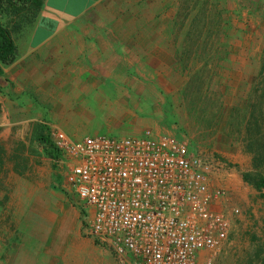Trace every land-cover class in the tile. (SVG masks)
<instances>
[{"label":"rangeland","instance_id":"rangeland-1","mask_svg":"<svg viewBox=\"0 0 264 264\" xmlns=\"http://www.w3.org/2000/svg\"><path fill=\"white\" fill-rule=\"evenodd\" d=\"M181 3L187 26L176 31L186 39L182 47L203 60H195L188 71L178 65L170 77L169 89L161 93L167 118L161 128L186 141L194 153L221 163L224 171L212 185L225 187L228 208L241 211L221 250L203 254L198 264H264V190L246 181L251 174L264 176V164L256 161L257 152L264 150V114L255 115L257 129L249 113L250 106L262 105L264 111L263 93H254L264 56V0ZM1 19L4 25L11 22L9 16ZM194 30L199 33L191 37H198L199 44L188 39ZM223 57L221 70L216 65ZM206 61L212 69H205ZM103 120L97 117L65 132L76 141L134 136L125 129H108ZM40 125L50 136L45 123L28 125L21 140L0 136V264H119L88 236L77 197L57 177L52 159L36 139Z\"/></svg>","mask_w":264,"mask_h":264},{"label":"crops","instance_id":"crops-1","mask_svg":"<svg viewBox=\"0 0 264 264\" xmlns=\"http://www.w3.org/2000/svg\"><path fill=\"white\" fill-rule=\"evenodd\" d=\"M181 4L45 0L34 25L14 36L17 59L0 76V136L21 140L42 123L66 133L97 117L133 137L167 133L161 93L186 42L176 31L187 26Z\"/></svg>","mask_w":264,"mask_h":264},{"label":"built area","instance_id":"built-area-1","mask_svg":"<svg viewBox=\"0 0 264 264\" xmlns=\"http://www.w3.org/2000/svg\"><path fill=\"white\" fill-rule=\"evenodd\" d=\"M50 138L55 172L77 197L88 236L119 264H198L229 240L241 211L212 185L224 167L175 134L76 141L51 129Z\"/></svg>","mask_w":264,"mask_h":264},{"label":"trees","instance_id":"trees-1","mask_svg":"<svg viewBox=\"0 0 264 264\" xmlns=\"http://www.w3.org/2000/svg\"><path fill=\"white\" fill-rule=\"evenodd\" d=\"M44 3H45V0H0V76H2L3 74V68L5 66H9L13 64L17 59L18 49H17L15 39H14L15 34H18V33L20 34L34 25L36 19L38 18V16L40 15L44 7ZM2 15L9 16V18H11V22L8 25L3 24L2 19H1ZM217 18H221V14L218 13ZM221 23L222 22L220 21L218 22L219 28L223 27ZM198 31H195V30L191 31L187 35L188 39L191 38V40L193 41L192 44H199L198 37L195 39V41L193 37H191L192 33H197ZM189 47H193V45ZM197 57L199 56L189 55L188 49H187V52H184V48H183L181 56L178 59V65L183 67L185 71H188V69H190L189 66L190 65L192 66L195 60L198 61L201 59ZM224 61H226L224 57L220 58V60L218 61V64L216 65L218 69H221V70L224 69L225 67ZM203 66L205 67L206 70L208 68L212 69L210 62L208 61L204 62ZM214 74L219 76V73L217 70L214 71ZM258 92H262L263 93L262 98H264V56H263V61H262L261 72L259 74L258 87L254 91L255 96L257 95ZM263 112L264 111L262 109V105L250 106L249 113H251V118H253V120L256 122L255 127H257V129L260 126L259 124L260 120L258 118L256 119L255 115L256 114L263 115L264 114ZM45 131H46V127L44 125L38 126L35 131L36 139L38 142H40L44 146L46 150V154L52 160H55L59 157V153L55 149L50 136L45 135ZM256 142L258 143V140L253 141L254 147H256ZM253 151L255 152L254 148H253ZM263 152H257V154L255 152V154L257 156L256 161L264 164ZM246 181L249 184L253 185L255 188H257L258 190L260 191L264 190V176L260 174H251L246 179Z\"/></svg>","mask_w":264,"mask_h":264}]
</instances>
